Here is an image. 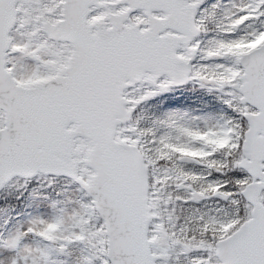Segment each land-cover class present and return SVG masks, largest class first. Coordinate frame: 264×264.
I'll return each instance as SVG.
<instances>
[{
  "label": "snow or ice",
  "instance_id": "1",
  "mask_svg": "<svg viewBox=\"0 0 264 264\" xmlns=\"http://www.w3.org/2000/svg\"><path fill=\"white\" fill-rule=\"evenodd\" d=\"M0 264H264V0H0Z\"/></svg>",
  "mask_w": 264,
  "mask_h": 264
}]
</instances>
